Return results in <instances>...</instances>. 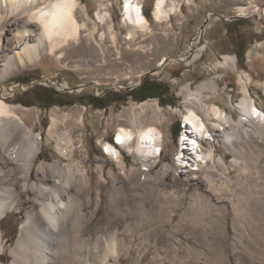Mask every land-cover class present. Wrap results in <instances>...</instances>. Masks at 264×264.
<instances>
[{"label": "rangeland", "instance_id": "rangeland-1", "mask_svg": "<svg viewBox=\"0 0 264 264\" xmlns=\"http://www.w3.org/2000/svg\"><path fill=\"white\" fill-rule=\"evenodd\" d=\"M79 2L77 17L82 29L78 38L53 50L47 42L40 49L39 59L29 61L25 57L24 65L18 64L0 80V97L12 104L18 120L34 127L41 147L35 166L56 161L65 166L75 160L86 169L89 182L84 199L89 202L83 210L86 216L83 221L89 231L84 236L93 243L98 235L118 226L122 247H130L122 252L131 249L136 252L128 264L139 261V264H264V164L260 168L255 166V154L251 152V164L243 173L224 141L225 132L222 128L213 130L211 116L207 115V109L217 104L233 113L237 120L241 119L237 104L244 96L242 81L250 86L256 105L264 112V0H174L176 11L161 20H156L154 13L156 0H141L150 20V28L145 31L125 20V0ZM172 3L169 0L167 8ZM29 11L0 18L4 46L0 49V69L8 58L22 52L25 36L20 35L18 26L23 19L34 21ZM98 12L104 14V19L98 18ZM197 42L207 44L205 49H198L201 45L192 47ZM187 51L192 56L202 53L187 63L183 57ZM226 54L236 55L237 62L224 63ZM237 54H244V60H239ZM145 77L147 83L152 80L167 83L164 89L170 95L163 97L162 102L158 97L146 99H156L161 105L159 119L149 121L148 115L154 117V113L149 109L143 111L141 102L131 96L125 102L116 101L102 108L89 103L91 94L103 96L111 89L125 91L130 85L142 83ZM211 81L213 89L207 92L211 98L201 109L200 101L186 97L185 88L189 86L195 91L200 84ZM65 83L71 88L86 86L72 92H57L56 89L65 88ZM38 88L64 97H53ZM50 101L53 103L46 105ZM67 101L71 104H65ZM191 106L205 117V124L213 133L209 132L207 139L199 138L201 152L213 154L208 165L199 168L194 161L179 165L181 137L186 129L182 125L183 116ZM140 112L145 114L143 119L138 116ZM178 121L182 130L174 139L173 129ZM149 124L161 131L163 147L160 156L148 162L151 178L139 155L121 146V160H117L104 151V144L114 143L122 126L136 135L139 128ZM251 125L264 129V123ZM69 137L72 143L67 142ZM58 141L71 144L68 156L61 155ZM225 152L229 157L222 160ZM137 176L146 182L145 191L157 190L160 200L168 193L169 205L157 210L176 214L174 220L133 219L136 214L117 195L118 188H125L131 194L129 205L140 199L152 200V208L155 206V200L140 197V192L133 189ZM159 177L161 182L157 183L155 178ZM41 178L34 168L30 181ZM117 203L118 207H127L128 219L113 208ZM25 218V212L14 210L0 219L2 264H20L12 253ZM93 245L101 250L97 241Z\"/></svg>", "mask_w": 264, "mask_h": 264}, {"label": "bare ground", "instance_id": "bare-ground-1", "mask_svg": "<svg viewBox=\"0 0 264 264\" xmlns=\"http://www.w3.org/2000/svg\"><path fill=\"white\" fill-rule=\"evenodd\" d=\"M168 1L156 0L154 10L156 20L167 17L176 9L174 0L170 4L171 6L167 8ZM79 4V0H0V18H5L6 14L7 17L8 15L12 17L14 13L23 14L32 9L29 12L32 19H34V21L23 19L18 26L20 35L25 36V46L17 56L12 55L6 60L4 67L0 69V80L8 75L10 71L16 69L18 64L24 65L25 57L29 61L39 59L41 56L40 49L45 43H50V48L53 50L71 39H77L82 29V24L77 17ZM142 5L141 0H125L123 7L127 15L125 20L128 19L131 25L145 31L150 28V20ZM243 8L241 10H246ZM98 18L104 19V14L98 12ZM2 26L3 23L0 22V27ZM196 45L198 47L201 45L198 49L202 51L207 44H198L197 42L192 47H197ZM3 47L0 37V49ZM201 53L198 52L192 56L190 51H187L183 57L187 63H191L200 57ZM224 58V63L227 64L236 61V55L226 54ZM166 61L165 63H167ZM242 82L244 96L237 104V108L241 111V119L237 120L233 113L226 112L227 109H223L221 105L217 104L208 108V114H206L211 116L213 130L218 131V128H222L225 132L224 141L226 145L234 154L236 164L240 166L243 173H246L251 164V152L255 154H253L256 158L255 166L260 168L264 164V129L262 126L252 128L251 125V123H264V112L256 105L250 86L245 81ZM212 83V81L204 82L195 91L187 86L185 88V90H188L186 97H195L196 100L200 101L201 109L205 108V102L209 103L208 100L211 98L207 92L213 89ZM64 85L69 87L67 83ZM10 105L0 97V219L14 210L23 211L26 214L18 242L12 253L15 256V261L20 264H118L112 261L114 259L115 261L120 260V264H125V262L128 264V260L136 252L132 249L122 252L130 247L128 249L122 247L118 226L114 227L115 229H112L111 232H105L104 234L101 232L103 235H98L93 243L85 237L88 225L83 221V218H86L83 210L89 202V200L84 199L89 182L86 169L75 160L65 166H62L60 161L40 162L35 166L41 153L40 141L35 135L34 127L27 126L23 120H18L15 108L13 109ZM141 106L143 111L149 109L154 113V117L148 115L149 121L160 118L159 114L162 107L156 99L145 100L141 102ZM144 115L142 112L138 113V116L142 119ZM183 118L185 119L184 125L189 130L185 129V132L182 133L181 141L183 144L180 147L182 154L180 155L179 160L181 163L179 165H187L191 161L197 164V168L208 165V159H211L213 155L212 152L208 150L207 154H203L204 152L202 153L198 148L199 138L205 137L207 139L210 134L213 135L205 124V117L195 107L191 106L187 108V113ZM55 122L53 120L52 123ZM256 134H258V138ZM60 136L64 137V134ZM161 137V131L153 124L139 128L136 135L132 130L123 126L117 132L118 143L131 154L139 155L147 165L145 169L149 178H151L152 169H150L151 164L148 162L160 156L163 148L162 143H160ZM67 142L72 143V138L69 137ZM63 143L58 141L57 147L61 155L66 157L71 144L64 145ZM112 143L107 141L104 144V151L112 158L121 160L122 151ZM228 157L229 153L225 152L222 160H226ZM200 160L204 163L200 164ZM218 166L220 165L217 164ZM34 168L39 175H42L40 181L36 179L30 181L31 171ZM19 174L21 175L19 176ZM167 178L165 177V179ZM155 181L157 183L161 182L160 177L155 178ZM145 183L137 176L134 179L133 189L136 188V192H140L138 196H149L155 200L154 208L151 206L152 200L143 202L140 199H135L134 203L129 205L131 194L121 187L116 191L117 195L119 194L125 200L124 204L128 205L132 210L131 212L136 214L137 217L133 216V219L136 221L139 217L142 220L158 222V220L167 217L174 220L176 214H165V212L162 214L157 210L158 208L164 209L169 205L168 193H166L165 196L167 197L165 199L160 200L156 189L144 190ZM133 197H135V194ZM142 205L145 206V209ZM113 208L121 212L123 218H127V207H118L117 203ZM138 222H141V220ZM107 223L110 224V219L107 220ZM72 226L73 229L71 230ZM96 241L99 246L101 245V250L95 249L96 244H93ZM2 249L3 244L0 235V251ZM145 257L146 254L142 258L140 256L142 261ZM157 257L159 258V255ZM0 264H2L1 260Z\"/></svg>", "mask_w": 264, "mask_h": 264}, {"label": "trees", "instance_id": "trees-1", "mask_svg": "<svg viewBox=\"0 0 264 264\" xmlns=\"http://www.w3.org/2000/svg\"><path fill=\"white\" fill-rule=\"evenodd\" d=\"M244 54L239 55L237 54V58L239 60H244L243 57ZM148 77V76H147ZM147 77L144 78L143 82L138 85L137 87L131 89V90H125V91H118V90H108L106 92L105 95L103 96H97L94 94H91L89 96V103L94 105L97 108H102V107H106L108 105H111L113 102L116 101H127L128 98L131 96L134 100L142 102L148 98H156L158 97L160 99V102H162V98L163 97H167L170 95L169 91H166L164 89V87L167 86V83H162V82H157L152 80V83H147L148 79ZM25 83H28V81H25ZM149 84V85H148ZM38 90L43 91V92H48V90L44 89V88H38ZM50 93L51 96L53 97H58V98H63L64 95L63 94H53L51 92ZM37 98L40 101V103L43 102V100L40 97V94L38 92H36ZM112 96L113 99H110V101H108V98ZM45 102V101H44ZM51 103H53V101L50 102H46V105H50ZM65 104L70 105L71 103H69L68 101L65 102ZM163 105L167 104L165 102L162 103ZM181 126H180V121H178L176 123V129H173V135H174V139H176L181 131Z\"/></svg>", "mask_w": 264, "mask_h": 264}, {"label": "water", "instance_id": "water-1", "mask_svg": "<svg viewBox=\"0 0 264 264\" xmlns=\"http://www.w3.org/2000/svg\"><path fill=\"white\" fill-rule=\"evenodd\" d=\"M145 74H143L142 75V77L144 76ZM141 83H139V84H137V85H130L129 87H126V89L127 90H131V89H133V88H135L136 86H138V85H140ZM84 86H86V85H81L79 88H69V87H63V89H56V91L58 92V91H65V90H67V91H69V92H72V91H74V89H82ZM44 87H51V86H47V85H44ZM120 88H124V87H120Z\"/></svg>", "mask_w": 264, "mask_h": 264}, {"label": "clouds", "instance_id": "clouds-1", "mask_svg": "<svg viewBox=\"0 0 264 264\" xmlns=\"http://www.w3.org/2000/svg\"><path fill=\"white\" fill-rule=\"evenodd\" d=\"M183 125V123H182ZM183 127V126H182ZM209 138V137H208ZM115 143V144H114ZM114 143H112L114 146L118 147L119 149L121 148V145H118L117 139L114 138Z\"/></svg>", "mask_w": 264, "mask_h": 264}]
</instances>
